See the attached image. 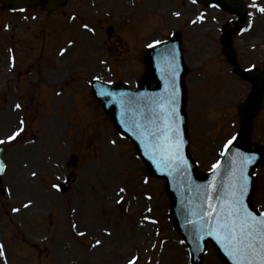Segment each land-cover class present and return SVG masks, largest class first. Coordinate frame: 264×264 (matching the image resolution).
<instances>
[{
	"label": "rangeland",
	"instance_id": "rangeland-1",
	"mask_svg": "<svg viewBox=\"0 0 264 264\" xmlns=\"http://www.w3.org/2000/svg\"><path fill=\"white\" fill-rule=\"evenodd\" d=\"M242 1L257 7L252 29L236 40L238 59L243 67L262 66L264 13L258 8L264 0ZM3 12L0 24L6 20L11 26L0 27V139L15 131L21 119L26 124L20 139L6 144L5 194L0 196L5 256L0 264L5 258L7 264H128L133 256L137 264H189L168 215L164 181L147 172L129 140L111 125L92 96L90 81L99 77L134 87L144 70L145 47L180 32L188 66L189 149L199 170L209 171L237 131L236 109L248 93L247 84L230 71L219 43L221 27L232 16L203 6L201 0H67L50 14L40 7L23 14ZM200 13L206 18L193 24ZM109 25L112 35L106 34ZM9 43L21 62L15 72L8 69ZM67 64L72 74L66 75ZM20 66L29 75L21 86L16 74ZM63 81L69 91L62 88L56 95L53 85ZM252 130L251 140L264 144V109ZM70 153L79 160L74 182L61 193L52 185L67 176ZM258 178L254 203L261 209L264 168ZM120 187L126 188L123 194ZM120 195L124 199L117 204ZM29 200L32 204L22 207ZM145 216L150 219L145 221ZM73 224L78 227L73 229ZM96 240L102 243L93 247ZM202 264L223 263L209 246Z\"/></svg>",
	"mask_w": 264,
	"mask_h": 264
},
{
	"label": "water",
	"instance_id": "water-1",
	"mask_svg": "<svg viewBox=\"0 0 264 264\" xmlns=\"http://www.w3.org/2000/svg\"><path fill=\"white\" fill-rule=\"evenodd\" d=\"M5 4H11L13 7H24L27 4H35L38 0H0ZM63 0H47V7L53 8ZM205 4H215L223 9L233 12L237 15L238 21L243 23L246 18V8L243 4L237 1L228 0H203ZM239 26L233 28L224 26L221 34V43L223 51L230 56L231 63L234 65V70L237 71L243 78L248 79L253 86L249 100L243 103L239 109L240 113V131L236 140L232 143L229 149L223 156L219 167L209 175L199 174L188 154V138L186 135V116L184 112L185 105V90L182 78L186 71L182 61L180 50V39L176 34L168 41L155 45L145 51L146 70L144 76L138 81L137 90H129L121 84H108L101 81L92 82V90L97 97L104 111L109 115V118L116 129L127 136L133 143L138 156L146 163L149 171L159 177L166 179V190L171 199V217L174 225L183 235L185 242L189 246L192 255V263L200 264L201 255L204 250L206 240L210 239L214 247L218 251L220 258L226 264H233L232 259L225 255L220 244L211 237L204 236L203 239H197L200 225L198 223L201 208L206 209L209 202L204 193L206 190L211 191L213 187H219L221 184L227 188L228 184L233 180L224 178V175L229 172L230 163L235 158V169L237 171L243 168V174L247 177V193L244 197L248 207L257 213L250 202L251 191L254 187L253 181L249 175L257 163L264 160V149L257 147L255 150H250L247 143V137L250 129V121L255 113L256 107L264 101V73L255 70L241 71L236 62V54L233 49L232 37L237 32ZM173 55L175 60L173 61ZM176 69L175 85L177 89V104L176 111L182 118L178 123L182 130V138L184 143L180 148V156L183 157L187 166L173 164L170 167H165L163 164L160 168L153 163L151 156V148L145 147L146 141H142L139 137V131L135 127L136 123H145L146 120H156L160 115V109L157 102H162L161 98L167 97L171 92L173 77L172 69ZM155 85L152 86L151 83ZM101 91L115 93L113 96L99 95ZM123 94V95H121ZM145 153H148L147 155ZM241 154H244L243 156ZM245 157H254L251 162H248ZM240 158L243 159L240 160ZM159 159V157H157ZM75 161V157H74ZM242 161V163L240 162ZM0 162H3L2 152L0 153ZM243 165V167L241 166ZM228 182V183H227ZM227 183V184H226ZM216 204V200L210 201Z\"/></svg>",
	"mask_w": 264,
	"mask_h": 264
},
{
	"label": "snow or ice",
	"instance_id": "snow-or-ice-1",
	"mask_svg": "<svg viewBox=\"0 0 264 264\" xmlns=\"http://www.w3.org/2000/svg\"><path fill=\"white\" fill-rule=\"evenodd\" d=\"M195 4L196 0H192ZM256 8L255 4L251 5ZM258 11L264 13V7H259ZM175 16L179 17L180 12H175ZM204 13H200L195 20L191 21L193 24L201 22L205 19ZM249 23V27H251ZM82 27L89 31L88 24L82 25ZM73 41H69L72 44ZM163 41H153L148 47H153L156 44H161ZM66 49H60L61 55L65 54ZM175 56L173 55V61ZM101 63H104L103 61ZM176 69H172L173 84L171 92L167 97L161 98L162 102H157L160 109V115L156 120H146L145 123H136L135 127L139 131V137L142 141H146L145 147L151 148V156L153 163L160 168L163 164L165 167H170L173 164H179L184 167L187 166L186 160L180 156V148L184 143L182 138V130L178 123V120L182 119L176 111L177 104V89L175 85ZM93 80H98L99 77H93ZM108 83H112L109 81ZM99 95L113 96L115 93L108 91H101ZM123 95V94H121ZM22 106L17 103L16 109H20ZM25 121L21 119L19 121V127L6 138L0 139V145L14 142L24 131ZM236 139L233 136L229 139L224 149L228 150ZM111 144L115 145L116 141L112 140ZM146 155L148 153H145ZM223 154V153H222ZM242 156L244 154H241ZM159 157V159H157ZM248 162H251L254 157H245ZM219 163V162H218ZM217 167V164L212 166L213 169ZM6 171V165L4 162H0V175ZM32 176H36L33 172ZM233 180L228 184L227 188L221 184L219 187L211 188V191L206 190L204 193L205 198L209 201L207 208H201L197 213L199 216L200 229L197 239H203L204 236L211 237L218 244H220L225 255L232 259L233 264H264V213L257 215L251 210L245 203V195L247 193V177L243 174V168L238 169L232 173ZM145 184L149 183L148 177L143 178ZM52 188L59 190V184H53ZM126 191L125 187L118 189L119 194H123ZM123 195L116 200L117 204L123 201ZM151 199V197H148ZM216 200V204H212L211 200ZM32 204L29 200L22 207L28 208ZM13 212H19L20 209L13 208ZM75 211V209H73ZM151 212V209H148ZM148 221L150 218L145 216L143 218ZM155 223L156 221H151ZM73 229L78 226L72 225ZM107 232V229H105ZM77 235L84 236V232H77ZM108 235H111L108 232ZM102 242L96 240L93 247L99 246ZM183 243V241L181 242ZM5 256V246L0 244V258ZM138 257L133 256L128 264H137Z\"/></svg>",
	"mask_w": 264,
	"mask_h": 264
},
{
	"label": "bare ground",
	"instance_id": "bare-ground-1",
	"mask_svg": "<svg viewBox=\"0 0 264 264\" xmlns=\"http://www.w3.org/2000/svg\"><path fill=\"white\" fill-rule=\"evenodd\" d=\"M39 202V201H38Z\"/></svg>",
	"mask_w": 264,
	"mask_h": 264
}]
</instances>
